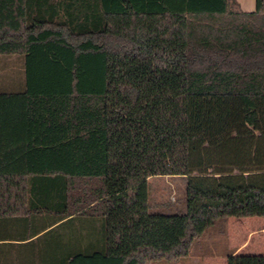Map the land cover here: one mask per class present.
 <instances>
[{
    "label": "trees",
    "instance_id": "16d2710c",
    "mask_svg": "<svg viewBox=\"0 0 264 264\" xmlns=\"http://www.w3.org/2000/svg\"><path fill=\"white\" fill-rule=\"evenodd\" d=\"M228 217H264V0H0V264L176 263Z\"/></svg>",
    "mask_w": 264,
    "mask_h": 264
},
{
    "label": "rangeland",
    "instance_id": "374dc122",
    "mask_svg": "<svg viewBox=\"0 0 264 264\" xmlns=\"http://www.w3.org/2000/svg\"><path fill=\"white\" fill-rule=\"evenodd\" d=\"M240 10L250 12L255 9V0H238ZM148 203L151 213H182L186 210V180L178 175H153L148 177ZM264 222V217H247ZM228 218L218 219L204 234L193 242L189 254L182 260L188 264H203L204 256L223 257L233 249L241 235L250 229V224L228 223ZM259 223L257 234L264 239V224ZM255 236L250 246L256 245ZM249 240V239H248ZM262 243V242H261ZM260 243V244H261ZM244 254H260L258 250H245ZM260 251V250H259ZM145 264H169L165 261H150Z\"/></svg>",
    "mask_w": 264,
    "mask_h": 264
},
{
    "label": "crops",
    "instance_id": "0c3cea01",
    "mask_svg": "<svg viewBox=\"0 0 264 264\" xmlns=\"http://www.w3.org/2000/svg\"><path fill=\"white\" fill-rule=\"evenodd\" d=\"M238 6L240 7V2L238 0H234ZM12 69V67H11ZM77 204V203H76ZM37 221V220H36ZM72 225L74 229V233L72 234V237L74 238H81L83 239H94L95 241L100 239V234L99 230L96 227L98 224H100V220L96 218H89V217H74L72 219ZM228 223H237L238 225H244V224H250V229L246 232H244L240 239L237 241L235 245L231 246L233 249L229 253L233 254H244L243 252H246L245 250H258L260 254H264V239L260 237L256 232L259 228V223L261 221H256V220H251L248 219L247 217H242V218H236V217H228ZM264 224V222H261ZM87 225L88 230L83 228V226ZM66 230V229H65ZM41 235V233H38L37 235L30 237L28 239L22 240V241H17L19 242V246H10L9 250L12 252L16 251H21L22 254H27L28 251L30 252L31 246L25 245V242H28L30 240H35L37 236ZM60 239H66L69 238L70 235L66 233L65 231L60 234ZM255 236L256 240V245L255 246H250V242L252 237ZM249 239V240H248ZM262 242V243H261ZM261 243V244H260ZM6 249V248H5ZM260 250V251H259ZM228 253V254H229ZM13 254V253H12ZM170 264H188L187 262H183L182 260L176 263H170ZM203 264H227V254L224 255L223 257H210L209 255L204 256V262Z\"/></svg>",
    "mask_w": 264,
    "mask_h": 264
}]
</instances>
